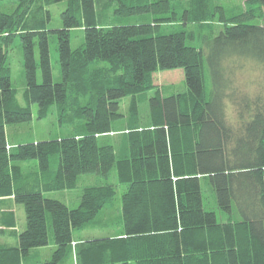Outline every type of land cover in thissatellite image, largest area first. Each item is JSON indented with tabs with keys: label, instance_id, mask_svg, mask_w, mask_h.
Returning <instances> with one entry per match:
<instances>
[{
	"label": "trees",
	"instance_id": "16d2710c",
	"mask_svg": "<svg viewBox=\"0 0 264 264\" xmlns=\"http://www.w3.org/2000/svg\"><path fill=\"white\" fill-rule=\"evenodd\" d=\"M59 1L0 0V199L11 197L25 213L13 242H0V264H32V251L50 242L49 226L54 248L41 264L67 262L73 231L118 195L121 233L81 242L78 264H264V0H244L242 13L233 15L243 19L234 21L216 0H187L181 8L180 0H65L62 26L48 29V5ZM4 2L13 6L3 8ZM115 2L114 17L160 16L152 23H108L105 10ZM176 21L196 24L198 35L159 33L161 22ZM78 27L84 43L71 48L70 30ZM50 32L59 82L52 80ZM16 38L24 104L6 61ZM194 39L199 45L187 43ZM250 64L258 76L240 86L234 75ZM176 68L183 90L155 82L154 72ZM52 106L67 135L9 142L6 125L42 119ZM114 130L120 150L102 140ZM31 159L40 172L35 183L22 180L18 164ZM85 173L114 177L84 186L75 207L46 196L75 187ZM212 195L224 221L204 207Z\"/></svg>",
	"mask_w": 264,
	"mask_h": 264
},
{
	"label": "rangeland",
	"instance_id": "374dc122",
	"mask_svg": "<svg viewBox=\"0 0 264 264\" xmlns=\"http://www.w3.org/2000/svg\"><path fill=\"white\" fill-rule=\"evenodd\" d=\"M242 0H216V3L224 5L227 10V15L232 18L229 21H234L238 19H243L241 16L237 18H233V15H240L242 10L239 11V5ZM188 3L187 0H180V8L183 5ZM117 3L115 2L112 7L105 10L106 14L109 15L108 23L115 24H137V23H152L154 18L159 17V14L155 13H139L132 14L128 16H118L114 17L112 12L116 7ZM13 5L9 2L3 3V8L10 9ZM66 1L52 2L48 5L49 10V20L47 22L48 29L60 28L62 26V21L60 17L61 11L65 8ZM244 15V14H243ZM113 16V17H112ZM233 19V20H232ZM247 22L256 23L258 22L257 18H249L246 20ZM161 26L159 27V33L168 34L171 32H175L178 30L185 29L187 31H193L198 35V27L196 24H188L186 27L180 24L179 22H161ZM220 23L216 20L212 22L213 27H220ZM56 34L54 32H50L48 34V45H49V53H50V62L52 68V80L54 82L61 81V74L58 64V55H57V43H56ZM84 43V32L83 28H72L70 30V46L71 48L81 47ZM188 44L191 45H199L198 40L194 39L193 41L187 40ZM36 61H38V53L37 48L35 50ZM6 61L10 67V77L12 87L15 90L18 101L21 104H24L23 91L25 88V75H24V67H23V57L21 53V47L18 39H14L13 41L8 43L6 49ZM248 66L245 67L243 71L238 70L234 75L236 83L241 86L244 84L245 80L248 78L256 77L259 73L250 68L253 66L250 64L249 69ZM153 78L155 82H159L161 79V86L163 85H172L176 90H183L185 88L184 74L181 68L176 69H168V70H160L154 72ZM166 80V81H163ZM37 81H41V76L39 69H37ZM164 82V84H163ZM169 82H174L173 84H169ZM160 84V83H159ZM154 91V88L148 90V95H151ZM128 102L123 100L122 110H127ZM148 108L147 101L139 102V111L140 113H145V110ZM33 114L36 112V106L32 105ZM234 112V111H233ZM126 113V111H125ZM233 118H236V114L232 113ZM123 124V123H122ZM121 129V123L117 126V129ZM69 127L61 126L59 120L57 118V114L55 112V106H52L46 117L42 119H37L35 117L32 120L27 122L8 124L6 125V133L8 134V138L10 142H28L34 139H46V138H56L58 136H65L69 133ZM120 139V132L116 131L113 135L109 134L106 137L102 138L105 141H114L115 149L118 146V141ZM56 158V157H55ZM52 158L50 161V165L52 168L55 167L56 159ZM19 167L21 169L22 180L35 183V178L40 176V172L36 165L35 160H25L18 162ZM112 177L114 174L110 175L108 180L104 179L100 175L94 173H85L81 174L77 181L76 186L70 189L64 190H56L45 193L46 196L56 198L66 203L69 207H75L79 203V195L84 186L90 184H98L103 181H112ZM115 181V178H113ZM204 192L208 195V191L204 187ZM208 200L205 198L204 207L206 209L216 211L219 221H224L225 216L216 205L215 197L207 196ZM25 225V213L22 204H16L11 197L0 199V227L5 226V235H0V242L12 243L13 242V233L18 230H23ZM50 230V241H51V227ZM121 233V225H120V209H119V195L114 198L112 202L106 204L104 208L97 214V216L88 224L74 231V239L70 245V256L67 262H63L62 264H78V258L76 257V248L77 246L86 240L107 236V235H117ZM10 235V236H9ZM52 242V241H51ZM45 247H39L41 249L36 250V252L32 255V259L34 263L32 264H41L49 260L52 250L54 248L53 245ZM53 244V242H52ZM37 254V255H36Z\"/></svg>",
	"mask_w": 264,
	"mask_h": 264
},
{
	"label": "crops",
	"instance_id": "0c3cea01",
	"mask_svg": "<svg viewBox=\"0 0 264 264\" xmlns=\"http://www.w3.org/2000/svg\"><path fill=\"white\" fill-rule=\"evenodd\" d=\"M243 1H244V0H242V2H240V5H239V7H240V8H239V11H240V10L243 11ZM161 82H162V81H161V79H160V81L157 82V83H158V84H159V83L161 84ZM173 83H174V82H169V84H173ZM163 84H164V82H163ZM167 86H168V85H167ZM171 86H172V85H171ZM175 89H176V88H175ZM124 101H127V102H128V101H129V98H126ZM127 107H128V106H127ZM138 110H139V106H138ZM125 111H127V110H125ZM125 111H124V112H125ZM146 111H147V109L145 110V112H146ZM118 124H120L119 121H118L117 123H115V126H117ZM116 129H117V127H116ZM119 129H120V128H119ZM114 131H117V130H114ZM9 142H10V141H9ZM114 144H115V142H114ZM120 144H121V143H119V141H118V146L116 147V149L120 150ZM81 228H82V227H81ZM75 230H77V229H75ZM75 230H74V231H75ZM74 231H73V239H74V235H75V234H74ZM50 242H51V241H50ZM50 242H49V244H50ZM49 244H48V246H49ZM51 245H53L52 242H51ZM39 249H41V248H36V249H34V250L32 251V253H31V255H33V254L36 252V250H39ZM33 252H34V253H33ZM36 255H37V254H36ZM33 257H34V255H33ZM32 263H34L33 259H32Z\"/></svg>",
	"mask_w": 264,
	"mask_h": 264
}]
</instances>
